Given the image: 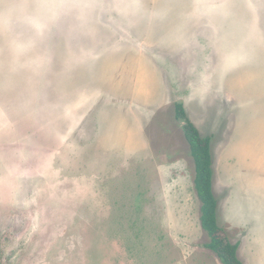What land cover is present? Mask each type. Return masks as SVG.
<instances>
[{"label":"rangeland","instance_id":"rangeland-1","mask_svg":"<svg viewBox=\"0 0 264 264\" xmlns=\"http://www.w3.org/2000/svg\"><path fill=\"white\" fill-rule=\"evenodd\" d=\"M177 103L264 264V0H0V264H222Z\"/></svg>","mask_w":264,"mask_h":264},{"label":"trees","instance_id":"trees-1","mask_svg":"<svg viewBox=\"0 0 264 264\" xmlns=\"http://www.w3.org/2000/svg\"><path fill=\"white\" fill-rule=\"evenodd\" d=\"M175 117L182 125L195 161V190L202 203L201 225L210 238L205 247L212 251L222 264H243L238 255L239 244H233L218 223V201L213 191V138L202 136L188 116L183 103L175 105Z\"/></svg>","mask_w":264,"mask_h":264}]
</instances>
